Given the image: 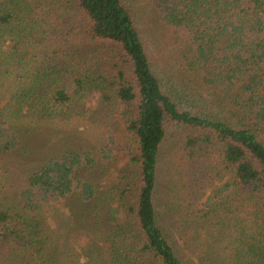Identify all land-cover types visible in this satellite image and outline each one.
Here are the masks:
<instances>
[{"label":"trees","instance_id":"obj_1","mask_svg":"<svg viewBox=\"0 0 264 264\" xmlns=\"http://www.w3.org/2000/svg\"><path fill=\"white\" fill-rule=\"evenodd\" d=\"M92 92L122 106L109 185L112 135L32 149ZM17 152L0 264H264V0H0V159Z\"/></svg>","mask_w":264,"mask_h":264},{"label":"rangeland","instance_id":"obj_2","mask_svg":"<svg viewBox=\"0 0 264 264\" xmlns=\"http://www.w3.org/2000/svg\"><path fill=\"white\" fill-rule=\"evenodd\" d=\"M82 102V104L76 105L74 112L69 117L59 120L58 128L52 131L53 134L42 136L40 133L41 136H37V140L32 139L35 141L34 144L44 141L39 143L42 149L47 146L50 149L58 150L76 149L80 151L85 148V150L90 149L98 153L102 148H105L106 139L112 135L114 138V145L111 148L112 159L108 162L106 169L98 171L101 183L109 185L118 179L129 158L123 129L122 106L113 111L108 110L106 105L100 101L98 92L88 94ZM4 103L5 101H2L1 105ZM38 148L40 147L36 144L32 149L38 150ZM32 149L29 148L30 153L33 151ZM26 156L27 154L21 156L17 152L0 159V194L13 191L22 183L24 177L21 169L23 167L21 169L20 167L23 161L25 163L23 157ZM26 161L29 160L26 159ZM63 211H67V208H63ZM56 219L60 220L58 213ZM71 241L76 253L80 254L78 259L83 262L84 256L81 255L80 249L86 239L83 236H78Z\"/></svg>","mask_w":264,"mask_h":264}]
</instances>
